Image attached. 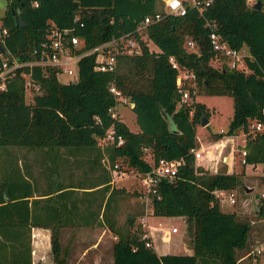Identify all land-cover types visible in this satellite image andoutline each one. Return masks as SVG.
Here are the masks:
<instances>
[{"label": "trees", "instance_id": "1", "mask_svg": "<svg viewBox=\"0 0 264 264\" xmlns=\"http://www.w3.org/2000/svg\"><path fill=\"white\" fill-rule=\"evenodd\" d=\"M157 5L158 0H7L0 20L9 30L7 47L24 60L33 58V46L44 37L50 21L59 26L75 24V33L82 41L81 49H85L113 35L133 30L145 15L158 9ZM252 6L245 0H212L204 15L194 10L183 15L166 14L147 27L149 40L155 48L150 49L141 42L139 54L118 55L114 71L95 70L94 54L81 57L79 76L72 82L61 81L55 72L44 73L35 65L32 76L40 84L41 91L34 94L30 102L26 101L21 75L11 78L7 88L0 90L2 148L13 145L29 150L45 149L46 157L59 155L61 148L68 149L70 154L95 150L91 168H98L103 153L96 138L114 122L124 142L107 147L111 161L121 157L128 166L145 171L149 164L143 158V147L149 148L155 158L184 160L174 179L159 182L160 197L153 199L152 207L154 215L184 217L193 249L191 254L157 255L151 246L145 245L149 236L124 232L115 225L113 213L107 212L113 208L114 212L117 210L115 196L120 193L137 195L138 192L113 187L109 183L110 173L103 164V173L94 178L95 182L83 185L87 188L100 186L86 189L84 198L70 199L77 190L74 185H58L65 188L59 194L68 197L73 204H93L100 197L97 205L99 209L104 206L105 224L117 235L113 243L114 264H236L237 250L246 246L250 223L238 219L234 211L222 210L213 193L215 188L234 189L240 182L239 175L227 172L226 168L217 172L195 168L190 148L199 145L196 125L203 114L208 116V108L195 100L192 113L188 106L176 109L177 69L169 57L174 56L181 65L194 70L197 93L232 96L233 113L227 133L246 128L251 119L264 122V7L255 9ZM17 7L21 9L24 24L19 21ZM75 13L80 14L82 26L73 21ZM211 23L215 26L209 25ZM212 30L220 33L230 46L248 48L249 72L210 64L209 34ZM189 37L197 45V52L184 47ZM111 82L134 102L132 110L137 130L111 116L108 108L116 102L109 90ZM213 136L218 139L221 133ZM246 149L247 162L264 164V131L249 138ZM11 167L12 163L4 166L0 176V264H32L31 226L48 223L41 220L35 210L39 198L29 199L34 194L33 182L26 178L17 182L13 177L17 167H13L12 176L7 175ZM262 178L264 180V175ZM18 183L21 190L15 191L13 185ZM61 219H51L54 225L51 227V251L56 264H65L59 239V227L64 224Z\"/></svg>", "mask_w": 264, "mask_h": 264}, {"label": "built area", "instance_id": "2", "mask_svg": "<svg viewBox=\"0 0 264 264\" xmlns=\"http://www.w3.org/2000/svg\"><path fill=\"white\" fill-rule=\"evenodd\" d=\"M162 1L163 7L145 15L133 30L113 35L111 38L85 49H81L82 41L80 36L75 33V24L72 26H59L50 21L44 37L33 46V58L24 60L19 59L7 47L6 38L9 35V30L0 22V46L4 49L3 52L0 51V90L7 88L8 81L11 78L21 75L24 79L25 96H29L32 101L34 94L41 91L40 84L32 76L33 66L38 65L44 73L51 70L55 72L59 80L60 76H65L67 78L63 80L64 82H72L77 80L79 76V60L88 54H94L93 67L95 70L114 71L117 68L118 55L139 54L142 50L141 42L146 43L150 47L152 41L148 37V25L160 21L166 14L183 15L188 10H194L199 15H204L212 3V0ZM245 1L252 6L257 0ZM260 3L264 7V0H260ZM34 4L36 5V2ZM73 21L78 22L79 26L84 24L80 20L79 13L74 14ZM209 25L215 26V23ZM209 40L212 50L210 64L215 67L227 66L249 72L250 68L246 62V57H250V53L245 45L232 47L220 33L214 30L210 32ZM184 47L188 51H198L197 45L190 37L184 42ZM150 49L152 48L150 47ZM169 60L172 66L177 69L175 81L179 96L176 100V109L188 106L191 108L190 112L192 113L195 95L198 91L196 74L192 68L181 65L174 56H170ZM109 90L113 93L116 102L108 110L114 120H122L118 110L119 103L129 105L132 109L134 102L124 96L114 82L109 84ZM260 131H264V122L253 119L248 121L246 128L240 127L238 131L232 133H227V129L219 131L221 136L214 144H211L215 146L216 152L205 150L207 146H204L202 142H200L199 146L190 148L193 153L195 167L201 165L204 170L213 169V172L220 170L219 162L225 164L227 172H235L234 168L236 165L245 168L248 165L254 167L258 163H249L246 160V143L249 138H252L255 133ZM123 142L124 137L116 130L114 122L105 129L103 134L98 135L96 138V144L103 153L102 164L110 173L109 183L116 185L129 176L138 183L139 197L143 203V213L139 220L142 224H146L148 214L153 213V199L160 197L158 191L159 182L162 179H174L177 176L180 164L184 160L182 158H155L149 148L143 147V158L149 164V168L145 171H139L128 166L121 157H118L115 161L110 160L106 152L107 147L119 146ZM237 155L239 158L238 164H236ZM202 160L205 162L203 163ZM261 165L264 167V164ZM261 169L264 174L263 168ZM213 193L220 204L226 202L229 205H234L237 202V196L233 189L215 188ZM255 204V214L259 216L260 220H264V180ZM148 206L150 207L147 209ZM171 231H177V228L172 226ZM146 236L148 235L144 232L142 237ZM145 245L152 247L150 240H146ZM263 253L264 241L255 244L248 251L253 264L259 262L258 256Z\"/></svg>", "mask_w": 264, "mask_h": 264}, {"label": "rangeland", "instance_id": "3", "mask_svg": "<svg viewBox=\"0 0 264 264\" xmlns=\"http://www.w3.org/2000/svg\"><path fill=\"white\" fill-rule=\"evenodd\" d=\"M7 0H0V15L2 14ZM158 9L163 7V1L158 0ZM150 47L153 49L155 46L151 43ZM67 77L60 76V80H65ZM26 101L30 102L31 98L29 96H25ZM195 100L203 102L206 107L208 108V123L205 125H201L197 123L196 125V137L198 140V144L200 142L204 146H207L205 150L211 151L213 150L216 152V148L214 142L217 139H214V134L218 133L221 130H226L229 125V120L233 113V98L229 94H207L205 92H199L195 95ZM118 110L120 117L122 120L132 129L137 130L138 125L136 123L134 111L130 108L129 105L120 104L118 105ZM198 145V146H199ZM0 146V167H4L9 163H12L11 170L7 172V175L13 174L12 170L13 167H17L19 162L15 163L16 158L18 157H26L28 160V164L32 167L33 181L36 185H39V182H42V178L40 176L39 180V172L43 169L46 170L47 166V174L48 177L51 173H54L52 169L53 164L46 163L44 158L46 157L45 149H26L21 148L13 145H9L6 148H2ZM59 155L66 157V160L61 161L58 166L62 167V177H60L63 182H77L78 189L76 190L80 197L84 198L86 193L83 185H87L90 181H92L97 175L99 176L103 173L101 169L102 162L100 160V167L98 168H91L93 154L95 150H88L86 153H72L68 151L66 148H61L59 150ZM238 155L236 157V164H238ZM48 162V161H47ZM204 163L205 161L202 160ZM17 164V165H16ZM220 166V170L225 168V164L222 162L218 163ZM264 166V165H263ZM196 169H204L203 166L197 165ZM261 163L256 164L254 167L248 165L246 168L243 166L236 165L235 166V173L239 175L240 182L239 184L233 189L237 196V202L234 205H229L226 202H222L220 207L222 210L225 211H234L238 217V219L247 221L250 223V229L248 233V240L247 244L243 249L237 250V256L240 253H246L249 251L255 244L264 241V220H260L259 216L255 214V203L257 200L258 193L261 190L262 182H263V173ZM2 171V170H1ZM206 171L212 172L213 169H207ZM1 173V172H0ZM52 179H55V176H51ZM113 187H124L128 191H139L138 183L132 177H127L121 180L118 184L112 185ZM130 193V192H129ZM116 203L115 208H117V212H114V208L107 211L108 213H113L115 219V225L120 228V230L130 231L132 233H144L145 231L143 228H147L146 224H142L138 217L136 218L137 214L141 211L143 213V203L141 198L138 194H127V193H120L115 196ZM151 206V205H150ZM148 206L147 209L150 207ZM104 215V210H103ZM151 219L149 222L157 225L160 228H163L167 225H173L179 228V234L185 231V219L181 215H173V216H153V213L148 214ZM144 226V227H143ZM112 231V230H111ZM113 232V231H112ZM30 236H31V229H30ZM85 236V235H84ZM186 238L189 240V235L187 231L185 232ZM164 242L163 237H156ZM174 238V235H173ZM87 237H84L83 240L79 241L77 245V249H81L85 243L87 242ZM166 242V240H165ZM32 243V242H31ZM62 244V242H61ZM44 246V245H43ZM50 251L49 243L45 245L44 251ZM89 255L87 252L86 256ZM261 259H264V254L259 255Z\"/></svg>", "mask_w": 264, "mask_h": 264}, {"label": "crops", "instance_id": "4", "mask_svg": "<svg viewBox=\"0 0 264 264\" xmlns=\"http://www.w3.org/2000/svg\"><path fill=\"white\" fill-rule=\"evenodd\" d=\"M63 160H66V157L58 154L53 157L44 158V161H46L47 164H53L51 170H53L54 173H51V175L48 177L46 166V170L43 169L39 172L38 177L40 180L41 176L42 182L40 181L38 186L33 181L32 175L34 174L32 172V167H30L28 164L29 162L26 157H18L15 160V163L17 161L19 164H16L18 171H16L17 173L13 175V177L17 182H21L23 178L33 182L35 186L34 194L30 196L29 199L31 200L33 198H39V201L35 203V210L39 214L41 220H44L46 223H48L31 226L32 264H56L51 251L50 241L51 227L54 226L53 223H51L53 222L51 219L55 217L56 219L57 217H62L61 222L64 223L60 224L59 227V239L60 243L62 242L61 251L65 257V264H114L113 243L117 239V235L112 232L111 229L105 224L103 216L104 206L99 209V206L97 205V203L100 201V197H97L93 204H80V202H75L73 204L70 203L71 200H67L68 197H63L59 194L60 191L65 188H59L58 185H74V189H78V187H76L77 182H63L60 177L56 176L59 175L62 177V167L60 168L58 164H61V161ZM2 169L3 168L0 167V172ZM9 175L12 176V174ZM52 175L55 176V179L51 178ZM92 181L95 182V179ZM13 186L15 191L21 190L19 183ZM99 186L100 185H96L92 188L85 187L84 189H93ZM92 194L93 196H97V193ZM78 196L79 194L75 190L70 199L73 197L77 199ZM47 197H50L49 200H47ZM65 201L67 204H69L64 205ZM61 207H63V210L60 209ZM62 211L63 216H61ZM97 211L99 212L98 214ZM115 212H117V210H115ZM141 215L142 214L140 211L136 218L138 217L139 219ZM153 216L160 215L153 214ZM149 219H151V217L148 215L146 222L147 228H143V230L149 236L152 248L155 250L157 255L166 253L191 254L193 252V249L189 244V240L185 236L186 222L184 233L181 232L179 234V228L177 231H171V227L173 226L172 224L160 228L157 225L149 222ZM161 236L163 237L164 242L156 238ZM84 237L88 238L87 242L81 249H77L79 241L83 240ZM47 242L50 246V251L48 252H46V250L44 251ZM87 252H89L88 256H86ZM259 257L260 256H258L259 263H264V259ZM236 264H253L251 257L248 255V251H246V253H240V255L238 254Z\"/></svg>", "mask_w": 264, "mask_h": 264}, {"label": "water", "instance_id": "5", "mask_svg": "<svg viewBox=\"0 0 264 264\" xmlns=\"http://www.w3.org/2000/svg\"><path fill=\"white\" fill-rule=\"evenodd\" d=\"M252 7L255 8V9H259V8L261 7L260 0H257V1L253 4ZM16 11H17L18 14H19V21H20L22 24H24L25 22H24V20H23V18H22V16H21V9H20V7H17V8H16ZM0 51H1V52L4 51L3 47H1V46H0ZM208 121H209L208 116L205 115V114H203V115L200 117V121H199V123H200L201 125H205V124L208 123Z\"/></svg>", "mask_w": 264, "mask_h": 264}]
</instances>
